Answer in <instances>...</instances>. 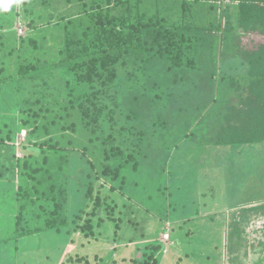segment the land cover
<instances>
[{
  "label": "trees",
  "instance_id": "trees-1",
  "mask_svg": "<svg viewBox=\"0 0 264 264\" xmlns=\"http://www.w3.org/2000/svg\"><path fill=\"white\" fill-rule=\"evenodd\" d=\"M61 1L64 0L26 2L47 12L46 15L41 14L40 9L37 12L31 10L34 17L40 14L29 25L33 26L45 15L47 26H55L47 29L58 30L54 34L50 30L56 46H39L30 39L32 49L27 50L32 53L26 50L24 58L19 59L22 56L18 51L8 68L13 72L5 77L4 61L15 55L16 45L9 53L0 46V76H3L0 89L1 85L10 82L13 90L25 91V95L31 96L18 104L9 90L8 103L0 101V113L5 111L11 115L22 111L25 115L22 129L27 136L21 148L39 151L47 146L57 155L65 149L67 152L60 158V162H64L60 168L55 167V161L53 164L50 161V169L56 171L48 180H58L51 185L52 196L50 203H46L49 209L45 215L35 216L36 201L31 198V189L20 185L16 190L14 169L21 166V160L11 167H7L4 160L0 161V210L9 197L19 203V210L11 216L17 238L42 230L59 235L79 231L89 243L93 238L102 237L103 229L110 222L121 223V233H127L124 235L127 238L132 237L133 231L126 228V217L116 220L114 214L122 204L119 215L123 214L125 208L135 203V198H138L136 202L144 201L159 210L162 219L157 223L162 228L163 223L172 221L168 213L175 207L169 201L170 177L175 176L172 173L184 170L185 160L192 157L189 152L199 155L209 148L210 151L217 149L211 152L215 153L213 158L222 154L217 158L218 168L211 169H218L215 180L223 185L215 184L210 191H204V202L199 206H209L208 197H213L222 187L226 196L235 201L245 199L247 189L233 186L237 176L239 181L243 177L239 165L238 169L234 167L233 157L242 155L248 147L264 145V45L254 54L247 50L239 54L229 41L236 38L239 29L264 34V0H65L74 3L71 7L74 12L68 10V14L61 10ZM9 12L0 15V28L6 25ZM43 51L45 61L37 57ZM244 89L249 95L240 99L242 108L235 107L232 101L221 100L227 92ZM7 120L13 124L14 129L9 128L8 133V139L13 140L16 118L11 115ZM62 120L64 123L59 125ZM68 123L73 137L68 139V134L59 137L57 131L61 129L64 133ZM48 135L49 141L38 142ZM61 139H68V148L59 147ZM3 141L0 144H4ZM199 156L194 159L201 160ZM77 158L76 164L82 170L78 180L74 176ZM24 159L22 170L28 169L30 178L44 168L35 167L39 164L37 158L29 162L31 158L27 154ZM48 162L45 156L42 166ZM200 162L195 160L189 164V181L194 165ZM205 169L201 173L210 175L211 170ZM185 172L176 175L182 177ZM102 177L110 181V191L119 188L124 193L113 198L115 206L110 205L112 202L108 197L102 198L100 190L96 191L95 183ZM139 179L142 181H137ZM183 181L182 178L175 180L180 190ZM125 191L129 197L122 199L119 205V196L124 198ZM258 202L260 205L248 207L243 202L242 207L230 209L234 213L232 218L240 217L223 222L228 227L223 225L222 232L226 230L231 235L228 244L231 250L237 246L234 237L241 235L238 225L256 219L254 216L264 211V200ZM179 203L176 205L181 210ZM89 207L92 211H88ZM211 208L207 207L203 212L211 211L207 216L197 212L196 217L186 219V222L201 217L217 224L220 212L215 210L217 207ZM100 212H105L106 217ZM28 216L37 218L38 227L25 229L24 221ZM176 217L184 221L187 218L186 214ZM231 227L230 231L228 228ZM168 228L171 234L173 229ZM164 230L158 231L156 237ZM112 233L117 237L120 232L114 230ZM192 234L193 231L187 233ZM141 236L147 239L145 234ZM117 239L115 248L111 249L114 253L123 247V242ZM2 241L8 243V239ZM135 248L136 256L140 248ZM148 248L149 259L137 261L138 264H147L149 260H153L152 264L159 263L154 255L161 246L150 241ZM147 253L145 249L140 258L147 257ZM67 256L62 264H109L101 253L69 254L66 259ZM167 257L162 258L164 263L169 261ZM183 259L180 257L178 262ZM234 260L231 255L230 261ZM131 261L137 264L136 259ZM184 264L192 262L186 259Z\"/></svg>",
  "mask_w": 264,
  "mask_h": 264
},
{
  "label": "rangeland",
  "instance_id": "rangeland-1",
  "mask_svg": "<svg viewBox=\"0 0 264 264\" xmlns=\"http://www.w3.org/2000/svg\"><path fill=\"white\" fill-rule=\"evenodd\" d=\"M26 2H28V0H22V3L19 6L13 5L12 11L9 12V16H7V19L5 21L6 25L0 28V36H2V38L0 39V46H3L5 52L9 53L14 45H16V49L14 50L16 52L15 55L10 56L12 59L7 58L4 61L6 63L5 67L7 69V71L3 75L4 77L10 75L13 72L12 69L8 68H10L11 63L14 62V57H16V55L20 53L22 57H19V59H22L26 55V50L30 49V47L32 49L33 44L29 43L30 39L36 41L39 46H46L50 48L57 45L55 39H53L55 37L50 36V30L53 31V34L57 33L58 30H48L49 28H55V26H47L44 20H48V18L45 15H43V19H39V21L33 24V26L29 25L31 21L33 22V20L38 19L36 18L37 15H39L40 13L47 15V12L44 9L41 10L38 5ZM73 5L74 3H68L65 0L60 2L61 10H65L67 14L69 13L68 10L74 12L71 8ZM39 9L41 10L39 14H36L35 17L34 15H31V10H33V12L34 10L35 12H37V10ZM219 11H221V9H219ZM4 13L7 12L0 11V15H3ZM237 31H239L238 35L236 36V38L230 39L229 45L236 46L234 50L238 51L239 54H243L244 50H247L254 54L256 52L255 50L259 46L264 45L263 32L261 33L260 31H254L249 33L241 29ZM27 51L29 54L32 53L31 50ZM37 57L42 61H45L46 59L44 51L37 55ZM3 76H0V79L3 78ZM9 90L15 95L18 104H20L24 100L27 101V98H31L29 94L25 95L27 94L25 91L20 92V90H13V86L10 82H8L7 84L1 85L0 101L2 102V104L8 103ZM32 92L31 95H33ZM248 95L249 91L246 89H244V91L240 90L227 92V95L221 100H224L226 103L232 101V104L235 107L242 108L243 105H241L240 101L243 100V98H247ZM70 112L74 115L71 110ZM14 113L11 114L14 116V118H16V133H13V140L8 139V133L10 132L9 128L14 129L12 128L13 124H10V120H7V117H11V115H8L5 111H2L0 113V130L2 131L0 132V141L4 140V144H0V161L3 162L2 160H4L5 165L7 167H11L14 164L16 165L18 160H21V166L16 170L14 169V173L16 175L13 180H15L16 182V190L20 185H23L25 188L28 187L29 189H31V198L36 201V204L33 207L32 201H30V206H32L37 211L35 212V216L38 214L45 215L47 210L49 209V206H47L46 203H50V198L52 196V193L50 191L51 185L53 181L56 182L58 180L57 178L52 179L51 181L48 180V177L54 175V171H56L55 169H50V161L52 162V164L53 161H55V167L60 168V166H63L64 164V162H60V158L61 156H66L67 152L65 149V152L63 151L57 155L54 152L55 150L49 149L47 146H44V149H38L39 151H33L30 149L29 151L23 150L21 146L27 136L26 131L22 129V122L25 115H23L22 111L17 112L16 114ZM62 114L63 116H65L66 113L62 112ZM62 122L63 120L60 121L59 125ZM6 124L7 126H9L7 127ZM69 125L70 123L66 124V130L64 133L61 131V129L57 131L59 137L63 138V134H68V139H71L73 137L72 130L67 128ZM50 138L51 137L49 135L42 136L41 139L38 140V142H44V140L49 141ZM68 139H61L59 147L68 148V144H66L68 142ZM50 143H53L52 140L50 141ZM210 146L211 145L209 144V147ZM72 147L73 146L70 145V148ZM214 150L217 149H212V151H210L209 148L205 152H201L199 154L201 156L193 155V151L189 152L190 156L192 157H190L189 155L188 156L193 160H191L190 158L186 159L184 170H176L172 173V176H175L172 178L170 177L171 194L169 197V201L173 203L175 207L171 210V213H168L170 218L172 219V221H169L171 225H169V222L167 221L166 223L162 224L161 228V225L159 224L160 221L158 220L162 219V215L160 214L159 210L149 207L144 201L138 200V202H136L138 198H135V203L125 208L126 210L123 211V214L121 213L122 216L121 214L119 215V210H122L123 204L120 209L117 208L118 210L115 212L114 218L117 220L118 218L126 217V228L133 231L132 237L129 238H127V236H124L127 233H121V226L123 225L121 223L120 225H116V222H110L108 227H105V229H103V236L97 237L98 239L93 238V240H89V243L88 240L81 237L82 235L79 231L70 235L68 233L59 235L55 232L42 230L38 233L28 234L23 238H17L15 224L11 216H13V213L16 212V210H19L18 207H20V205L16 201L14 203V201L9 197L7 203H4L5 205L3 209L0 210L1 264H62L66 254L68 255L66 257L67 259L69 257V254H73L74 256H76L77 254L86 255V253H90L93 255L101 253L103 258H105V261L109 264H133V261H131L133 259H136V262H142L143 260L145 261L149 259L148 257L151 255V252L148 248L150 241L154 242L155 246H161L160 251H157V253L154 255V259L156 258L159 261L158 264H184L186 259H190L192 264H264V211H260L259 215H255L254 217L256 219L251 218L249 221L240 223L238 225V228L241 231V235L240 238L234 237V245L237 244V246H234L235 248H233L232 250L228 247V244H230L229 241L231 240L230 233H227L226 230L222 232L223 225L226 229L228 227L227 224L223 223L225 222L224 220H227V222H232L234 219L239 220L240 218H232V215L234 213L230 209L233 206H239L243 202L246 207H248L249 205H260V202L258 201L264 200V145L260 144L248 147L247 151L242 153V155L238 156L236 154L233 157V161L236 164L234 167L238 169L237 165H239L240 176H243L242 178H240V181L238 180L237 176V179L235 178L236 181H234L233 186H235L236 188H239V186H241V188H243L245 191L247 189V192L245 193V199H239L235 201L230 196H226V192L223 190V187L221 189H217L216 194L213 197H208V203L210 205L207 207L209 209H212V206L217 207V209L215 210L220 212L218 213L220 215L217 219H219L221 223L219 221L217 224H215L212 220L201 217L196 218L194 221L191 220L189 222H186V219H192L196 217L197 212H201V216H207L206 214L211 213V211L203 213L206 211L207 207L203 205L199 206V203L204 202L203 192L207 189V191H210L215 184L223 185L222 182L219 183L215 180V178L218 176V173L216 172L218 169L216 171H212L211 169V167L213 169L218 168L219 164L217 163V158L222 157V154H218V157L213 158L215 153L213 154L211 152H213ZM27 154L28 157L31 158L29 159V162H32L33 159H38L39 164L37 166L35 165L36 168L44 167L40 172L38 171V173H35L33 175L34 178L29 177L30 172L28 171V169L22 170V164L25 160V155ZM45 156L48 157L49 162L45 166H42L43 158ZM197 156H199L201 160L194 159ZM175 158L176 155L174 156V160ZM77 160L78 158L75 161L74 176H76L78 180L80 179L82 170L81 168H79V166H77ZM195 160L201 162L194 165V170L192 172L193 176L189 181L191 168L189 164H193ZM203 167H205L206 169ZM204 169L207 171L211 170V174L209 175L208 173H201V171ZM219 169H221V167ZM47 170L50 171L47 172ZM71 172L73 175L72 169L70 171V174ZM182 172H185L184 175L181 174L182 177L176 175ZM179 178L184 179L183 183L180 184L182 190L177 187L179 184L175 183V180ZM137 181L141 182L142 180L139 179ZM95 184L96 191H101V193L103 194L102 198L108 197V201L112 202V204H110L111 206H115L114 202L112 201L113 198L117 199V195L124 194L123 192H120L118 190L119 188H115V192L110 191L111 183L110 181H105L104 177H102V179H98ZM142 184L144 183L142 182ZM101 186H104V188H102ZM125 192L126 195H124V198H122L123 195L119 196V205L121 204L122 199H127L129 197L128 192ZM137 196L140 198L138 194ZM220 197H222L223 200H221ZM47 200L49 202H46ZM226 201L229 202L230 206L226 204ZM252 202L254 204H252ZM177 203H179V205H182L183 209L180 210V208H178L176 205ZM93 206L94 204L92 205V207ZM92 207H89V210H87L92 211ZM175 208H177L176 211H174ZM27 211L28 210H26V212ZM99 214L103 215L104 218L106 217L105 212H100ZM181 214H186L187 218H185V221L183 219L177 220L178 217L176 216ZM35 216H28V223L27 221H24V227L26 230H29V228L33 229L35 227H38L37 218ZM166 219H169V217ZM119 227L121 229H119ZM168 227H171L173 229L171 234L169 233ZM161 229L165 230L158 237H156L157 232ZM228 229L231 231L232 227ZM114 230L120 232L117 237H113L112 232ZM96 231L98 232L99 230ZM190 231H193V234L189 236L187 235V233ZM129 234L130 233H128V236ZM142 234H145L147 239H144V237L141 236ZM116 238H118L117 240H121L123 242V247L121 251H115L114 253L113 251H111V249L112 247L115 248L114 244ZM4 239H8V243H4L5 241H2ZM170 246L174 247L170 249ZM135 247L140 248V253L136 256L134 254L136 251ZM145 249H147L148 251L147 257L142 256L140 258L141 254L143 255ZM227 254L229 257L227 256ZM231 255L232 258H235L233 262L230 261ZM163 257H167V259L171 261V263H169V261L167 263H164L165 260L162 259ZM180 257H184V259L183 261L178 262ZM152 261L153 260H149V263L147 264H152Z\"/></svg>",
  "mask_w": 264,
  "mask_h": 264
},
{
  "label": "clouds",
  "instance_id": "clouds-1",
  "mask_svg": "<svg viewBox=\"0 0 264 264\" xmlns=\"http://www.w3.org/2000/svg\"><path fill=\"white\" fill-rule=\"evenodd\" d=\"M22 0H0V11L9 12L13 5L19 6Z\"/></svg>",
  "mask_w": 264,
  "mask_h": 264
}]
</instances>
